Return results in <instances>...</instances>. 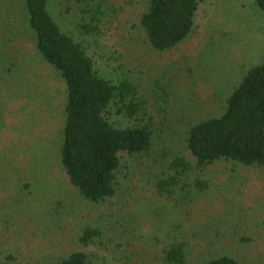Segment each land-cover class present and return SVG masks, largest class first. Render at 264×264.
<instances>
[{"label":"rangeland","instance_id":"374dc122","mask_svg":"<svg viewBox=\"0 0 264 264\" xmlns=\"http://www.w3.org/2000/svg\"><path fill=\"white\" fill-rule=\"evenodd\" d=\"M147 5L48 0L55 23L85 48L100 75L127 80L151 117V150L124 157L115 195L94 205L60 165L59 74L35 49L24 0H0V264L56 262L76 250L104 264H164L175 243L184 245L187 264L222 256L264 264V167L218 161L197 170L191 161L171 195L156 189L175 157L188 158L187 130L220 116L243 72L260 63L264 14L254 0H199L188 38L159 53L138 24ZM111 122L131 125L114 109ZM199 178L207 188L195 187ZM86 228L99 236L82 246Z\"/></svg>","mask_w":264,"mask_h":264},{"label":"trees","instance_id":"16d2710c","mask_svg":"<svg viewBox=\"0 0 264 264\" xmlns=\"http://www.w3.org/2000/svg\"><path fill=\"white\" fill-rule=\"evenodd\" d=\"M86 0H79L85 2ZM264 14V0H254ZM28 25L34 34V46L43 60L53 67L65 91V119L60 147V165L79 196L94 205L111 199L118 186V174L124 157L147 155L153 145L151 117L147 104L136 97V89L127 81L104 78L95 68L85 48L55 23L48 0H24ZM199 0H148L138 24L148 46L164 53L177 47L190 35ZM86 33L95 31L83 26ZM131 125L119 127L111 122L112 110ZM145 117L148 122L144 121ZM188 155L175 157L166 174L156 184L159 195H171L191 170L218 161H231L246 168L264 167V53L260 63L246 69L227 95L223 112L192 125L184 137ZM202 190L207 182L197 179ZM99 236L86 228L78 242L88 246ZM164 264H187L184 245L172 244L164 252ZM42 264H104L90 260L76 250L56 262ZM201 264H243L222 256Z\"/></svg>","mask_w":264,"mask_h":264}]
</instances>
